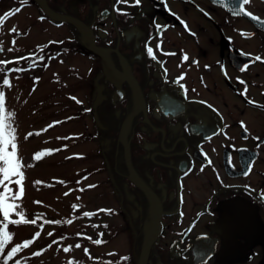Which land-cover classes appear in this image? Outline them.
Here are the masks:
<instances>
[{
  "label": "flooded vegetation",
  "instance_id": "1",
  "mask_svg": "<svg viewBox=\"0 0 264 264\" xmlns=\"http://www.w3.org/2000/svg\"><path fill=\"white\" fill-rule=\"evenodd\" d=\"M241 5L18 0L9 10L47 21L43 33L61 28L39 42L38 64L87 63V183L121 219L110 231L126 234L117 263L264 264V0Z\"/></svg>",
  "mask_w": 264,
  "mask_h": 264
},
{
  "label": "rangeland",
  "instance_id": "2",
  "mask_svg": "<svg viewBox=\"0 0 264 264\" xmlns=\"http://www.w3.org/2000/svg\"><path fill=\"white\" fill-rule=\"evenodd\" d=\"M17 3L18 0H0V18H5L0 24V61L11 62L0 65V91L5 96V114H11L6 123L15 129L17 155L24 173V195L10 202L19 206L17 211L26 219L36 223L9 224L12 239L4 251L9 253L13 247L31 240L28 248L15 255L22 258V264H124L115 258L118 248L124 250L123 231L107 241L102 239L101 244L94 243L101 229L107 227L111 231L121 219L102 211L101 186L89 188L87 183V95L82 89L87 87V63L80 57L63 55L57 58V67V59L44 67L51 61L48 56L38 64L39 42L61 38V28L43 33L41 28H47V21H20L22 15L16 11L9 15ZM23 53L28 58L35 54L27 66L20 60ZM21 64V72L12 71L20 69ZM4 79L11 86L5 85ZM48 150L51 153L40 160L34 158ZM99 178L95 172L91 181ZM16 179L6 182L13 194L19 191ZM86 212L94 215L85 216ZM10 218L19 216L13 213ZM65 248L71 250L65 252ZM37 252L41 254L35 255Z\"/></svg>",
  "mask_w": 264,
  "mask_h": 264
},
{
  "label": "snow or ice",
  "instance_id": "3",
  "mask_svg": "<svg viewBox=\"0 0 264 264\" xmlns=\"http://www.w3.org/2000/svg\"><path fill=\"white\" fill-rule=\"evenodd\" d=\"M121 2H125V0H121ZM250 2V0H243V5H246ZM136 3H139V0H136ZM243 5H241V11H243ZM20 9L17 8L16 12H19ZM246 15L252 16L251 12H247ZM254 20H259V17L252 16ZM5 18H0V24L4 23ZM12 31H16L13 29ZM15 43V41H13ZM0 51H3V48L0 47ZM149 55H152L155 58L154 52L152 48H148ZM168 55H174V53H167ZM184 59L187 60L188 57L184 56ZM255 60H261L260 56H256ZM7 63H11L10 61H0V65H6ZM247 65H245L246 70ZM3 69H0L2 71ZM21 69H12V71H19ZM3 83L5 85H10L8 79H4ZM243 83V81H241ZM247 92V89H245ZM11 114H5V96L2 91H0V186L4 187V191L0 192V213H2L3 220L0 221V254L4 252L6 244L11 241L12 234L8 231L9 224H16L19 225L21 223L28 224V223H36V220L29 221L25 218L22 212L17 211L18 205L14 202L17 199H20L24 195V187H23V180H24V173L21 170L22 164L21 160L17 155V144H16V136H15V129L11 127L10 124L6 123V120L10 117ZM9 147L11 151H9ZM52 150H48L47 152H40L35 155L36 160H40L43 156L50 154ZM13 177H18L14 182L19 185L18 193L13 194L12 189L9 188L6 182L11 181ZM39 203V202H37ZM103 211V210H102ZM15 213L19 216V219H11V215ZM85 216L94 215L93 213H84ZM49 223H59L58 221H48ZM71 223V221H69ZM39 233H36V236L39 237ZM103 235V234H101ZM90 239V238H89ZM33 241H25L23 244L17 245L13 247L11 251L7 254L5 259V264H7V260H11L18 252L21 251L23 248H28ZM94 243L101 244L103 243L102 240H95ZM77 248L80 247L79 244L76 245ZM70 248H65L64 251H70ZM87 251V250H85ZM41 253L37 252L35 255H40ZM18 264V262H17ZM72 264V262H69Z\"/></svg>",
  "mask_w": 264,
  "mask_h": 264
},
{
  "label": "trees",
  "instance_id": "4",
  "mask_svg": "<svg viewBox=\"0 0 264 264\" xmlns=\"http://www.w3.org/2000/svg\"><path fill=\"white\" fill-rule=\"evenodd\" d=\"M7 252H3L2 254H0V264H5V259L7 257ZM22 264V258H15V256L11 259V260H7V264Z\"/></svg>",
  "mask_w": 264,
  "mask_h": 264
},
{
  "label": "water",
  "instance_id": "5",
  "mask_svg": "<svg viewBox=\"0 0 264 264\" xmlns=\"http://www.w3.org/2000/svg\"><path fill=\"white\" fill-rule=\"evenodd\" d=\"M54 17H57L56 15H53ZM57 18H59V17H57ZM63 18V17H62ZM66 19H68V20H70V22H73V23H75V24H77V25H79V26H81V27H85L86 25H85V23L83 22V21H74V19H71V18H66Z\"/></svg>",
  "mask_w": 264,
  "mask_h": 264
},
{
  "label": "bare ground",
  "instance_id": "6",
  "mask_svg": "<svg viewBox=\"0 0 264 264\" xmlns=\"http://www.w3.org/2000/svg\"><path fill=\"white\" fill-rule=\"evenodd\" d=\"M99 209H100V206H99ZM103 229H105V228H103ZM103 229H101L100 231H103ZM106 230V229H105ZM110 231H108V238L110 239L111 238V236H113V235H116L115 233H113L112 235H110Z\"/></svg>",
  "mask_w": 264,
  "mask_h": 264
}]
</instances>
